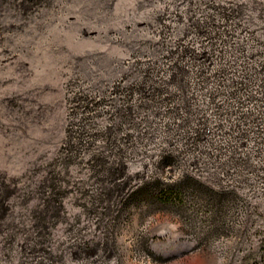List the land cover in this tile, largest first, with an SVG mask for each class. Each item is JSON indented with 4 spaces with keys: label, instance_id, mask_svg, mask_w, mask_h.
<instances>
[{
    "label": "rangeland",
    "instance_id": "obj_1",
    "mask_svg": "<svg viewBox=\"0 0 264 264\" xmlns=\"http://www.w3.org/2000/svg\"><path fill=\"white\" fill-rule=\"evenodd\" d=\"M0 264H264V0H0Z\"/></svg>",
    "mask_w": 264,
    "mask_h": 264
}]
</instances>
